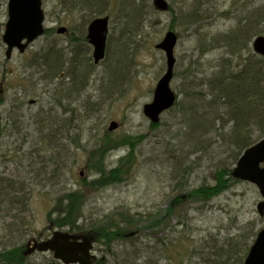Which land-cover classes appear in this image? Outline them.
<instances>
[{
    "label": "rangeland",
    "instance_id": "1",
    "mask_svg": "<svg viewBox=\"0 0 264 264\" xmlns=\"http://www.w3.org/2000/svg\"><path fill=\"white\" fill-rule=\"evenodd\" d=\"M77 1L43 0L45 25L48 28L67 26L69 34L80 36L86 28L87 9L72 8ZM146 1L148 17L142 34L133 35L124 30L127 14L117 9L118 3L114 0L108 8L111 20L105 59L90 69L84 68L90 61L87 58L92 59L93 48L80 39V48L88 51L79 57L87 56L86 59L82 58L79 66L68 61L62 63L57 77L52 78L53 73L39 71L46 64L34 56L57 43L63 52L67 47L72 49L62 58L73 59L76 49L69 45L68 34L45 33L24 53L14 50L7 58L2 35L8 20V0H0V100L3 99L0 117L4 129L0 132V179L25 176L32 183L30 206L22 215L26 220L23 223L28 225L22 227L17 223L13 230L8 221L3 222L9 219L1 217L0 212V249L23 245L24 264H62L50 251L29 254L25 251L29 249L28 240L53 237L57 226H52L49 216L55 208H61L63 196L74 189L85 195L83 215L87 227L77 232L92 233L94 237L101 232L124 233L125 240L118 239L122 244L113 245L118 261L135 254L134 241L145 237L150 240L157 236L173 237L183 228L191 238L202 243L211 235L236 234L239 227L245 232L253 226L256 232L264 227V216L257 210L262 195L251 182L232 178L224 192L204 201L201 196L189 195L200 185L216 182L217 169L229 161L233 149L219 137L206 138L202 146L186 142L188 139L183 138L180 130L183 109L179 104L184 100L180 89L186 88L190 79L209 75L217 69L219 58L226 52L223 43L216 42L217 47H213L209 41L216 37L222 39L236 25V16L246 13L251 6H261L264 10V0H245L252 5L242 9L238 7L240 0H206L208 3L201 4V8H197L198 0H166L172 10L165 11L152 8V0ZM194 13L198 17L196 21L191 18ZM168 30L179 36L171 83L179 99L154 124L145 116L143 107L153 100L155 86L167 67L165 53L155 44ZM126 46L128 57L129 54L132 57L131 65L126 66L123 80L114 87L110 73L122 74L119 49ZM249 48L254 53L251 43ZM111 56L113 64L109 66ZM232 57L235 62L236 57ZM73 67L84 68L86 87L79 89L75 85ZM86 69L90 72L86 73ZM9 120L16 123L12 126L15 135L5 134ZM114 120L118 127L109 130ZM106 133L139 135L141 140L133 150L132 147L115 148L105 152L102 159L100 152L95 151L100 147L98 140ZM128 155L127 172L121 175L120 182L100 189L91 187L90 182L97 176L96 169L89 166L91 159H102L106 170H110L121 157ZM235 164H231L232 168ZM183 220L187 226L182 228L179 222ZM133 231L135 234L130 236ZM104 248L101 239H96L94 253L98 258L105 254ZM110 264H114L112 258Z\"/></svg>",
    "mask_w": 264,
    "mask_h": 264
},
{
    "label": "trees",
    "instance_id": "2",
    "mask_svg": "<svg viewBox=\"0 0 264 264\" xmlns=\"http://www.w3.org/2000/svg\"><path fill=\"white\" fill-rule=\"evenodd\" d=\"M113 1L78 0L73 4L72 8L87 9L85 15L87 16L85 21H87L89 18L99 14H108L110 2L113 3ZM240 1L239 9L246 7V5L249 7L252 5V3L248 4L245 0ZM79 2L81 7L78 5ZM198 2L197 8H201L203 6L201 4L208 3L206 0H198ZM117 3V9L120 11L121 8L127 14L124 30L133 35L142 34L145 28L144 23L148 17V2H144V0H119L118 2L117 0ZM151 7L155 9L154 2H152ZM169 10H172L171 5ZM248 11L249 13L247 14ZM248 11L241 13L239 17L236 16V25L223 35L222 39L218 37L217 40L216 37L209 41L214 44L213 47H217L216 42H221L226 49L225 54H222L218 60V68L209 75L196 76L190 79L188 86L180 89L179 92L184 94V100L179 103L183 109V121L180 130L183 131V138L188 139L186 142L189 141L193 145L202 146L206 138L215 139V137H219L228 141V144L233 149L228 158L232 162L227 161L224 166L217 169L216 182L214 184L200 185V187L195 188L189 194L201 196L203 201L215 198V196L221 194L230 186L229 182L233 178L231 164L237 162L245 148L256 143L264 136V56L256 52H250L249 48L253 38L264 33V10L261 6L259 8L251 6ZM191 18L196 21L198 17L195 14ZM52 32L53 30L49 28L45 30L47 34ZM84 33L85 29L83 28L80 36L68 34L69 45H74L76 49L72 60L69 59L68 61L67 58H62L67 55V52L70 54L72 49L67 47L64 49L65 52H63L62 49L56 46L58 45L57 43L46 47L47 49L44 53L41 51L35 54L34 57L36 59H42L44 64H46L45 68L39 69V71L53 73L54 77L52 78H56L62 63L68 61L70 64H78L79 66L82 58L86 59L87 57H79L80 53L88 51V49L83 50L79 46L80 39L88 46V39ZM127 48L128 46L123 47L121 50L119 49V57L121 59L119 66L122 74L110 73L111 84L114 87L123 80V76L126 74V66L129 67L131 65L132 57H130V54L128 57ZM232 55L236 57L235 62ZM113 56L110 58L109 66L113 64ZM87 60L91 61L92 59L89 57ZM90 61L84 65V68L90 69L94 66L93 61ZM73 68L74 70L72 69L73 72L71 73H73L72 77L75 79V85L79 89L83 88L84 86L80 87L79 84L81 85L80 82H83L86 76L82 74L85 72L83 71L84 68L82 70H78L77 67ZM88 72L90 71L87 70L86 73ZM52 78L49 81L52 82ZM72 111H74V108ZM71 116H74V114L72 113ZM90 116L92 117V115ZM15 125L14 121H7L5 134L15 135L12 127H15ZM8 126L11 128H8ZM2 130L4 129L2 128L0 117V132ZM49 134L51 135V133ZM138 138L139 135L113 136L106 133L103 138L98 140L100 147L95 153L100 152L99 155L104 159L105 152L115 148L132 147L133 150L134 145L136 146L140 143L141 139ZM214 141L216 140H211L213 143ZM127 158H130V156L121 157L116 167H112L110 170H106L102 159H91L92 163L89 166L93 167V169L95 168L97 173V176L90 182L91 187L100 189L120 182L124 176L123 174L127 172ZM29 180L30 178L25 176L18 178L7 176L0 179L2 188L0 191L1 217L9 219H3V222L8 221L10 228L13 230L17 223L22 227L28 225L23 223L26 220L22 215L30 206L29 191L32 183ZM27 182H30L29 186H27ZM84 199L85 195L79 189L67 192L61 199L60 203H63L61 208H55L56 211L53 210L50 214L51 223L59 228L66 227L71 232L85 230L87 225L83 215ZM180 224H182V228L187 226V222H184V220L180 221ZM183 230H180L173 237L157 236L154 240H150L147 237L136 240L134 241L135 254L126 259L122 257L120 261L116 258L118 253L114 251L113 245L122 244V241L118 239L124 238L125 240L124 233L119 230L116 233L108 232V235L102 232L100 234L97 233L95 237L96 239L100 238L103 245H105L103 250L105 254L98 258L94 264H110L111 258L114 264H161L160 261L163 260L165 261L163 264H244L249 246L257 233L255 226L251 227L248 232H245L243 227H239L236 234H227L224 237L210 234L211 236L208 237V240L199 243L198 239L191 238V234H187ZM120 256L123 255L121 254ZM24 259L23 245L21 247L11 245V248L0 249V262L2 261L3 264H24Z\"/></svg>",
    "mask_w": 264,
    "mask_h": 264
},
{
    "label": "water",
    "instance_id": "3",
    "mask_svg": "<svg viewBox=\"0 0 264 264\" xmlns=\"http://www.w3.org/2000/svg\"><path fill=\"white\" fill-rule=\"evenodd\" d=\"M156 8L165 11L169 8V2L166 0H153ZM43 0H8V21L5 24V31L2 40L6 43V55L10 58L13 49L24 50L44 34L45 11ZM109 16H98L89 23L88 35L89 42L93 46V57L96 62L103 59L106 51L107 34L109 31ZM66 28L59 29L60 32ZM178 41V34L168 30L164 38L156 44L166 55L167 70L161 76L155 86L153 101L146 103L143 111L150 118V121L157 123L160 115L172 107L177 98L176 92L171 88L173 80L174 65L176 57L174 55L175 47ZM254 51L262 56L264 55V35L253 39ZM110 130L118 127L114 120L110 122ZM233 169V177L242 180H248L256 184L263 199L258 202V212L264 213V138L256 144L247 147L244 153L237 160ZM256 239L251 244L250 251L245 257L244 264H264V228L256 235ZM93 235L71 234L55 230L53 237L34 241L26 254L37 249L39 251L52 250L53 256L60 259L64 264H91L97 257L92 254L94 246L92 243ZM30 244V243H29Z\"/></svg>",
    "mask_w": 264,
    "mask_h": 264
},
{
    "label": "bare ground",
    "instance_id": "4",
    "mask_svg": "<svg viewBox=\"0 0 264 264\" xmlns=\"http://www.w3.org/2000/svg\"><path fill=\"white\" fill-rule=\"evenodd\" d=\"M152 2H153V0H152ZM154 6H155V4H154ZM155 8H156V6H155ZM98 16H109V22H108V25L110 24V20H111V14H103V15H101V14H99ZM45 17V16H44ZM95 18L94 17H92V18H89L86 22H87V24L85 25L86 26V28H84L85 29V37L88 39V42H89V37H87V35H88V25H89V23L92 21V20H94ZM45 20H46V17H45ZM62 27H64V28H66V30L65 31H63V32H60L59 31V29L60 28H62ZM46 28H48L47 26H46ZM49 29H51V30H53V32L52 33H48V34H53V33H55V31H57V33H60V34H69V27H67V26H63V25H59V26H55V28L53 27V28H49ZM173 31V30H172ZM109 33H110V25H109V31H108V34H107V41L109 40ZM44 34H45V32H44ZM255 38V37H254ZM253 38V39H254ZM253 40H252V42H251V44H252V50L254 51V45H253ZM89 44H90V42H89ZM106 46H107V44H106ZM157 47V46H156ZM92 48H93V46H92ZM158 48V47H157ZM176 48V47H175ZM94 49V48H93ZM107 49V48H106ZM160 49V48H159ZM175 53V52H174ZM175 55V54H174ZM105 57H106V51H105V55H104V57H103V59H105ZM175 57H176V55H175ZM70 60H72V58H69ZM69 59H68V61H69ZM92 59L94 60L93 61V65L94 64H98L99 62H96L95 61V59H94V57L92 56ZM102 59V60H103ZM176 62H177V58H176ZM176 62H175V67H174V71H173V77H174V74H175V69H176ZM166 66H167V63H166ZM166 70H167V67H166ZM166 70H165V72H166ZM89 71V70H88ZM164 72V73H165ZM174 79V78H173ZM173 81V80H172ZM82 85L81 86H84V87H86V83H85V79L83 80V82H80ZM83 87V88H84ZM179 95V94H178ZM178 98V97H177ZM179 99V98H178ZM178 99L176 100V102H175V104L178 102ZM174 104V105H175ZM173 105V106H174ZM172 106V107H173ZM172 107H170V108H172ZM169 108V109H170ZM145 114V113H144ZM145 116H147L146 114H145ZM148 117V116H147ZM149 118V117H148ZM149 120H150V118H149ZM159 120H160V118H159ZM159 120H158V122H159ZM152 122V121H151ZM153 123V122H152ZM154 124H157V123H154ZM50 219V218H49ZM50 223H51V220H50ZM52 226H53V224H52ZM57 229H61V228H59V227H57ZM38 241V242H40V241H43V240H45V239H43V240H37L36 238H32V239H30V240H28V242H27V246L30 248V247H32V244H33V242L34 241ZM30 243V244H29ZM27 251V250H26ZM33 251H39V250H37V249H35V250H33ZM32 251V252H33ZM45 251H48V250H45ZM49 251H52V250H49ZM32 252H30V253H32ZM29 254V253H28ZM55 257V256H54ZM56 258V257H55ZM58 259V258H57ZM59 260V259H58ZM62 264H64L63 262H62ZM91 264H94V263H91Z\"/></svg>",
    "mask_w": 264,
    "mask_h": 264
}]
</instances>
